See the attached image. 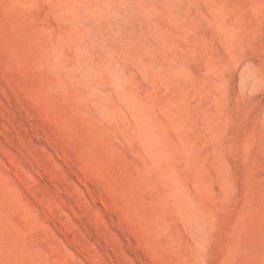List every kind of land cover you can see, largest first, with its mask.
I'll return each mask as SVG.
<instances>
[{"label": "rangeland", "instance_id": "1", "mask_svg": "<svg viewBox=\"0 0 264 264\" xmlns=\"http://www.w3.org/2000/svg\"><path fill=\"white\" fill-rule=\"evenodd\" d=\"M0 264H264V0H0Z\"/></svg>", "mask_w": 264, "mask_h": 264}]
</instances>
